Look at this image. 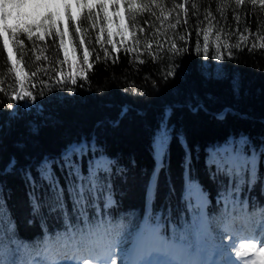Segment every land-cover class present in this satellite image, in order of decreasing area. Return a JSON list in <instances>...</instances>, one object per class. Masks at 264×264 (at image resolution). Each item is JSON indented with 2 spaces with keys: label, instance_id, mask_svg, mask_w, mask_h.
<instances>
[{
  "label": "trees",
  "instance_id": "16d2710c",
  "mask_svg": "<svg viewBox=\"0 0 264 264\" xmlns=\"http://www.w3.org/2000/svg\"><path fill=\"white\" fill-rule=\"evenodd\" d=\"M125 21L129 37L108 50L103 42L94 46L97 28L83 21L87 64L82 55L61 64L58 37L53 44L51 37L23 36L19 45L9 36L8 49L0 37L5 259L10 247L36 248L57 237L56 244L81 237L100 243L117 229L129 249L148 217L159 221L162 235L188 233L194 241V191L207 199L211 221L222 206H232L233 195L247 196L249 210H264V0H144L134 23L128 11ZM209 23L227 41L218 75L204 66L201 52ZM74 31L75 25L65 39L78 44L82 35L73 36ZM23 91L31 96L12 98ZM224 108L233 112L215 115ZM162 117L170 139L167 155L158 159L154 142ZM70 143L86 145L77 156L78 173L85 181L92 179L90 172L96 174V192L86 208L67 194L58 202L37 175L44 158L58 161ZM245 159L255 165L254 176L249 181L245 169L237 188L224 168L237 169ZM56 175L71 192L66 170L57 168Z\"/></svg>",
  "mask_w": 264,
  "mask_h": 264
},
{
  "label": "snow or ice",
  "instance_id": "6c2138e0",
  "mask_svg": "<svg viewBox=\"0 0 264 264\" xmlns=\"http://www.w3.org/2000/svg\"><path fill=\"white\" fill-rule=\"evenodd\" d=\"M241 0H237L240 3ZM255 4L256 0H252ZM113 8H116V0H108ZM108 3L104 0L96 2V0H0V37L4 38V48L8 49L9 39L11 36L12 43L23 45L25 41L21 38L26 36L28 40L44 41L45 37H51L52 43L55 44L56 38H59V48L63 50L64 61L67 62L69 50L65 48V36L69 34L70 29L75 25L73 36L82 33V23L85 20L91 21V27L95 28L97 20L103 13V21L107 23V35L111 43L113 33L111 24L114 22L108 16ZM143 7H148L144 5ZM179 7L183 8L184 5ZM94 9L100 12L94 14ZM141 5L136 0H128L127 10L129 12L130 23H134L136 13L140 11ZM119 16V13H115ZM67 22L66 27L62 30L61 25ZM119 27V26H118ZM175 27V25H173ZM105 31L104 27L100 28V32ZM96 43H100L101 37H95ZM205 48L208 47L207 34L204 35ZM73 53L83 49V63L89 62V48L86 40L81 36L78 44L73 41ZM107 55V50H105ZM39 59V57H37ZM99 59V57H97ZM217 59H220L218 56ZM8 60H12V52L8 51ZM13 70L15 63L13 62ZM33 76L37 73H32ZM61 75V73H57ZM16 79L23 85V79L17 71ZM75 83V79H73ZM34 87V85H32ZM30 91L15 92L14 99H22L30 97ZM11 106V105H10ZM160 132L154 142V150L158 159L167 155L170 133L167 124L163 122ZM86 145L79 143H70L66 146L62 155L57 160L44 158L37 171L39 180L47 183L49 189L56 193L58 202L64 203L62 199L65 194L74 197V203L77 206L87 207V202L92 199L96 192V185L92 183V179L96 178L95 172H90L92 179L85 181L82 174L77 171V156L82 153ZM11 167H15V161ZM255 165L245 159L238 165L237 170L231 173V181L243 182L245 177V169L254 173ZM57 168L66 170L67 178L71 184V192H68L65 186L60 184L59 177L56 175ZM35 184L36 178L31 176ZM239 183L236 187L239 188ZM156 187V173L149 184L150 194ZM39 205L35 204L34 209H38ZM153 218L148 217L145 224L136 234L132 247L126 249L123 246L124 238L121 235H113L111 232L106 233L108 240L105 244L100 245L92 240H86L81 237L80 240L74 241L69 246L65 244L64 250L54 248L52 245L59 240L48 238L40 247L26 249L21 246L9 248L7 259L0 254V264H264V210L258 214L256 219L248 218H232L227 235L230 237L225 241L221 236L220 242H213L210 247H206L203 243L194 246L188 233L177 236L175 233L172 237L161 234V225L159 221L152 223ZM239 225V226H238ZM215 238H213L214 240ZM233 255L235 259H233ZM251 255V259H245Z\"/></svg>",
  "mask_w": 264,
  "mask_h": 264
},
{
  "label": "rangeland",
  "instance_id": "374dc122",
  "mask_svg": "<svg viewBox=\"0 0 264 264\" xmlns=\"http://www.w3.org/2000/svg\"><path fill=\"white\" fill-rule=\"evenodd\" d=\"M144 0H136V3L139 5H142ZM91 2V0H90ZM96 2H100V0H96ZM105 3H108V0H104ZM117 2V7L113 8L111 6V3H108V16L112 19V21H114L111 24V31L113 33V36L111 37V43L109 42V38L107 35V23L103 21V13L101 12L100 14V18L97 20L96 22V26L95 28H97V35L101 37V42L104 43V46L106 47V49L108 50L109 48H111V45L113 44H117L120 45L122 44L128 37H129V33L128 30L126 28V21H125V12L128 11L127 10V3L128 0H116ZM94 14L96 12H100L99 9H94ZM119 13V16H116L115 13ZM66 23V21H65ZM64 23V24H65ZM64 24L61 25V29H64ZM119 26V27H118ZM104 27L105 31L103 33L100 32V28ZM207 34L208 36V41H207V45L208 47L205 48V41H204V35ZM82 35V33H81ZM83 36V35H82ZM84 37V36H83ZM202 41H203V46H202V54L204 56L203 58V63L204 66H206V68H210L212 67L213 69V73L214 75H218L220 72V62H221V58H222V54L224 51V48H226L227 46V41L224 39L223 35L220 34V32H216L215 29L212 28V26L210 25V23L208 24V26L205 27L203 33H202ZM72 41H70V39H65V48H67L69 50V57L68 59H73L75 56H83V49L79 50L76 53H73L72 48H73V44L71 43ZM99 45V43H96V41H94V46ZM220 57V59H217V57ZM83 59V57H82ZM242 139H244L242 137ZM224 145H221V149H224ZM234 170H237L236 168L232 167V166H227L224 168L225 172H233ZM254 176L253 173L249 172L247 173V177L248 180L251 181L250 178H252ZM193 196L195 201H197V204L199 206V201L198 198L199 196H201L197 191L193 192ZM202 197V196H201ZM204 206L205 204L208 202L206 200H204ZM234 203H237V200L235 199ZM222 215L221 216H217V218L214 220L213 224L215 225L213 227V232H214V240L217 241L218 243L220 242V238L221 236L224 237L225 241H227L228 239H230V237L228 235H226L225 233V228L227 226H230V224L224 219L226 218V216H229L225 213V209H222ZM260 213V212H259ZM220 219H223L220 221ZM231 221V219H230ZM197 225V229H198V236L201 237L203 236L204 232L206 233V228H209L211 230V224L209 223L208 219H205V216H203V220L200 223L199 221V214H198V219L196 222ZM124 244V243H123ZM258 247H264V245L258 246ZM264 255V254H262ZM251 256V255H250ZM252 258V257H251ZM237 264H242V262L237 261Z\"/></svg>",
  "mask_w": 264,
  "mask_h": 264
},
{
  "label": "bare ground",
  "instance_id": "6f19581e",
  "mask_svg": "<svg viewBox=\"0 0 264 264\" xmlns=\"http://www.w3.org/2000/svg\"><path fill=\"white\" fill-rule=\"evenodd\" d=\"M198 201H199V206H198V213H199V221L200 223L202 222L203 220V216H205V206H204V199L199 196L198 198Z\"/></svg>",
  "mask_w": 264,
  "mask_h": 264
},
{
  "label": "water",
  "instance_id": "95a60500",
  "mask_svg": "<svg viewBox=\"0 0 264 264\" xmlns=\"http://www.w3.org/2000/svg\"><path fill=\"white\" fill-rule=\"evenodd\" d=\"M204 110L206 111V112H208V110L206 109V108H204ZM227 111H230V112H233L231 109H229V108H224V110L223 111H221V112H219V113H216L215 115H217L218 117H223L225 114V112H227Z\"/></svg>",
  "mask_w": 264,
  "mask_h": 264
}]
</instances>
